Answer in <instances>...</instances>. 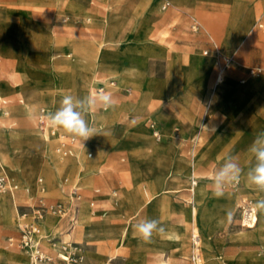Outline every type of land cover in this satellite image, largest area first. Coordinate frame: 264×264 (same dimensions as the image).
<instances>
[{
  "label": "rangeland",
  "instance_id": "obj_1",
  "mask_svg": "<svg viewBox=\"0 0 264 264\" xmlns=\"http://www.w3.org/2000/svg\"><path fill=\"white\" fill-rule=\"evenodd\" d=\"M151 1L72 0L75 15L67 12L66 4L67 9H60V0H0V100L9 102V116L0 112V123L7 129L10 120L15 122L7 133L10 139L3 136L13 153L5 172L16 186L11 193L0 191V197L8 200L15 216L17 211L20 215V223L13 226L0 219L1 242L23 256L19 233L22 225L33 223L38 200L69 207L70 188L76 184L80 200L72 235L66 236L71 234L66 218L54 214L44 216L42 227L46 238L58 236L76 243L84 255L83 264H159L160 251L171 264H194L190 259L192 230L199 235L197 264H264V210L253 207L264 198V192L246 179L254 164L249 147L264 132V90L256 87L264 84V4L254 7L256 0ZM166 2L169 6L164 8ZM106 12L111 13L114 26H109L107 16L103 18ZM259 22L263 27H258ZM45 32L50 37L41 47L34 39ZM29 42L34 43L28 46ZM130 48L140 54L147 50L143 60L138 54L133 63L137 68L134 82L125 75L130 64L125 51ZM30 50L51 57L58 72L55 82L47 66L26 60L25 52ZM111 52L114 58L108 57ZM227 56L232 58L231 68L224 71L230 89L239 90L250 83L243 92L226 93L215 105L212 93L220 86L221 82L215 85L216 77L222 57ZM252 66L262 68L260 76H248ZM95 67L98 70L93 73ZM78 71H82L79 77ZM93 75L95 79H91ZM108 78H114L115 84L99 93V83ZM78 84L86 88L88 96L107 94L115 104H130L116 112L103 106L91 110L96 132L83 142L82 170L75 157L57 153L59 137L72 134L50 123L42 128L35 123L39 107L53 105L55 112L65 95L75 97ZM154 87L175 88V94L181 96L172 95L161 104L158 101L163 97L156 95ZM204 88L211 94L209 100L199 96ZM152 102L159 111L170 114V125L156 123L155 111L147 107ZM24 104L36 108L27 113ZM151 124L164 129L160 139L154 137L153 129L149 131ZM124 139L144 140L149 146L139 151L114 147ZM228 156L237 159L243 173L234 188H226L225 195L216 198L211 178ZM68 168L72 176H65L60 183ZM89 169L93 174L84 177ZM79 170L82 174L77 176ZM168 171H173L172 176ZM175 171L184 178L176 184ZM165 179L170 189L151 200V194L161 187L157 180ZM198 180L204 181L203 192L197 191L196 184L192 186ZM58 186L64 196L53 191ZM95 189L99 190L98 206L109 214L92 221L88 200ZM113 189L117 190L115 205L109 199ZM245 202L252 209L250 217H255L250 227L241 219ZM126 204L129 213L127 209L122 212ZM46 218L48 231L44 230ZM141 219L158 220L164 231L143 241L133 228ZM100 221L105 229L113 227L119 233L101 230L89 236L93 222ZM93 250L98 253L97 261L90 253Z\"/></svg>",
  "mask_w": 264,
  "mask_h": 264
},
{
  "label": "built area",
  "instance_id": "obj_2",
  "mask_svg": "<svg viewBox=\"0 0 264 264\" xmlns=\"http://www.w3.org/2000/svg\"><path fill=\"white\" fill-rule=\"evenodd\" d=\"M169 6V3L166 2L164 8ZM262 25L259 24V27ZM232 63L231 57H222V63L220 65V73L224 72L226 69L230 67ZM262 72V68L260 67H252L248 69V76L256 77L260 75ZM219 77V75H218ZM244 82V80H241ZM114 84V80L111 79L107 82L108 87ZM107 86L102 85L101 88L98 89L99 93L105 92ZM6 102L0 100V112L6 116L7 112L3 110V105ZM49 110L46 107H41L36 116V125L39 128H42L47 121V115ZM153 135L156 139H160V132L157 129H153ZM77 141V137L74 136H60L57 143V151L62 157H69L72 155L73 145ZM91 154H88L90 157ZM192 185H195V182H192ZM237 184L233 186H229L227 188H234ZM16 188L10 183L9 177L5 171L0 172V191H9L10 193ZM114 194V193H113ZM70 198L71 205L70 207L64 206L61 202H56L54 204L45 205L42 200H38V205L33 207V221L29 225H22L20 230L18 246L22 250H27L34 247V253L31 255L32 259L37 264H83L84 263V255L82 254L81 249L78 245L70 240L63 241L60 237L54 236L52 238H46V247L47 251L41 247L40 243H37L34 239V234L38 232V226L36 224L37 221L44 218L46 214H54L60 217L61 219H65L68 222L67 232L72 231L76 227L77 214H78V204L77 202L80 200V194L78 192V188L72 186L70 188ZM93 202L90 203V206L93 207ZM249 203H244V215L246 216L247 222H244L245 227H250L255 223V217H250L252 209H250ZM235 223V222H233ZM198 240L199 235L195 230L191 232V244H192V253L190 256L191 261L194 264L198 263L199 253H198ZM12 241V239H10ZM58 244L59 246H56Z\"/></svg>",
  "mask_w": 264,
  "mask_h": 264
},
{
  "label": "clouds",
  "instance_id": "obj_3",
  "mask_svg": "<svg viewBox=\"0 0 264 264\" xmlns=\"http://www.w3.org/2000/svg\"><path fill=\"white\" fill-rule=\"evenodd\" d=\"M113 104L112 97L107 94L83 98L65 95L60 101V107L55 112H49L47 119L52 126L61 127L74 137L80 138L83 147V142L94 136L96 132L86 119L90 110L97 106L112 107ZM249 151L254 158V164L247 170L246 179L258 191L264 192V132L255 137ZM242 173L243 169L237 159L233 156L226 157L211 178L212 195L216 198L223 197L227 187L240 182ZM253 207L264 210V198L257 200ZM133 228L138 237L146 242L151 240L154 232L164 231L156 219H141L133 225Z\"/></svg>",
  "mask_w": 264,
  "mask_h": 264
},
{
  "label": "bare ground",
  "instance_id": "obj_4",
  "mask_svg": "<svg viewBox=\"0 0 264 264\" xmlns=\"http://www.w3.org/2000/svg\"><path fill=\"white\" fill-rule=\"evenodd\" d=\"M61 3L63 4H66L67 5V8L70 10V11H73L72 8H73V3H72V0H60ZM62 22V21H61ZM59 22V23H61ZM62 24V23H61ZM43 35L42 33H38L34 39L35 42H40V36ZM46 36V35H45ZM44 37V36H43ZM49 38V37H48ZM42 40V39H41ZM46 40V39H45ZM122 41V40H121ZM45 42V41H44ZM43 42V43H44ZM32 43L34 42H29L28 43V46H30ZM41 43V42H40ZM48 44V43H47ZM49 45V44H48ZM118 46V45H117ZM41 47H42V43H41ZM44 48V47H43ZM45 49V48H44ZM40 51H41V48H40ZM45 51V50H44ZM126 53V59L128 60V62L130 63L129 64V67L127 69H125V72H126V80H130V81H133L134 82V74H135V71H136V66L133 64L135 62V59H136V56L138 54H140L139 50L138 49H134V48H130L128 49L127 51H125ZM25 58L26 60L29 62V61H35L36 63L37 62H40L42 63L43 65L47 66L48 67V70L49 72L51 73L52 75V78H53V81L55 82L57 79H58V72H57V69H56V65L53 63L52 59L50 56H43V55H38L36 52L34 51H26L25 52ZM40 63H37V64H40ZM98 69L95 67L94 68V72L93 73H96ZM91 72V73H92ZM82 74V71H78L77 73V77L81 76ZM222 74H224V72H222ZM221 78V77H219ZM91 79H95L94 75L91 76ZM222 79V78H221ZM115 84V82H114ZM113 84V85H114ZM112 85V86H113ZM138 87L143 90L145 89L144 87H142L141 85ZM257 88L259 89H262L264 90V84L263 85H257L256 86ZM86 89V88H85ZM84 89V86L78 84L76 85V88H75V97L77 98H83L85 96H88V93L86 92V90ZM233 90V91H231ZM202 92V91H201ZM200 92V93H201ZM228 92H233V93H239V92H243V90H234V89H230V84L229 82L226 80V76L224 75V79L222 80V82L220 83V86L218 87L217 91H215L214 93H212V96H215V95H219V102L222 98V96H224L226 93ZM205 96H207V100L210 99L211 97V94L209 92V90H205V92L203 93ZM185 97V96H184ZM0 98H1V90H0ZM148 103V101H147ZM212 109H210L211 111ZM209 111V113H210ZM50 112V111H49ZM206 114V117L204 118V121H206L208 119V114ZM94 115L92 114L91 110H90V115H89V122H90V125L92 126L93 124V121H94ZM1 120V119H0ZM2 122V121H1ZM0 170L2 171H6L5 170V164H8L9 161L11 160L12 158V149H9L8 146H7V143L5 141V137L3 136L4 134H7L10 130H9V127H7L6 129V125L5 123H0ZM49 122L47 121V123L44 125V127L48 126ZM156 126L154 124H151L150 125V128H151V131L152 129H154ZM8 135V134H7ZM8 138L10 139V136L8 135ZM83 150V147L82 145L77 142L76 144L73 145V151H72V155L70 157H75V160H77V163H78V166L79 168L82 170L84 167H85V162L84 160L81 159V152ZM58 153V151H57ZM59 154V153H58ZM88 154V153H87ZM86 154V156H87ZM194 168V167H193ZM196 168V167H195ZM92 169V168H91ZM91 169L87 170L86 171V174L84 175V177L86 176H90L92 175V171ZM173 169V168H172ZM81 170H79V172L77 173V176L81 175ZM193 170V169H192ZM176 172V176H175V179L173 181L174 184L176 183H179L181 181V179H184L182 177L179 176L178 174V171H175ZM167 173H170V176H172V173L173 171H168ZM160 183V189L157 190L156 192L152 193L151 196H150V199L151 200H154L157 198L158 195H161V194H165L166 191L168 189H170L171 185L167 184L166 182V179L163 180V181H159L157 180L156 182V185H158ZM204 183L203 180H198V181H195V184H196V187L195 188H198V192H203V190L205 188L204 185L202 186V184ZM76 185V184H75ZM77 186V185H76ZM74 186V187H76ZM193 186V185H192ZM16 188V186H15ZM77 188V187H76ZM193 188V190L195 189ZM16 190V189H15ZM14 192V191H13ZM15 196V195H14ZM71 199V198H70ZM12 201V199H11ZM150 202V201H149ZM71 205V204H70ZM70 207V206H69ZM0 219L4 222V223H7L11 226L14 225V219H15V224H18L20 223V215L18 214V211H17V214H16V218H15V215L14 213L12 212V210H10L9 208V203H8V200H6L5 198L3 197H0ZM241 219L243 221H247L246 220V216L244 215V212L242 213L241 215ZM44 218L37 221L36 224L38 226V232L36 234H34V239L37 243H40L42 244V246H46V236L43 235V227H42V222H43ZM34 223V221H33ZM73 231V230H72ZM71 233V232H70ZM66 236H68V234H66ZM71 236V234H70ZM24 254L28 257V259L22 257V255L13 250V249H9L7 247H5L2 242H1V239H0V264H37L33 259H32V254L34 253V247L30 248V249H27V250H23ZM199 261V260H198ZM159 264H171L168 260L165 259V254L160 251L159 252V260H158Z\"/></svg>",
  "mask_w": 264,
  "mask_h": 264
},
{
  "label": "crops",
  "instance_id": "obj_5",
  "mask_svg": "<svg viewBox=\"0 0 264 264\" xmlns=\"http://www.w3.org/2000/svg\"><path fill=\"white\" fill-rule=\"evenodd\" d=\"M155 1V0H154ZM154 1H151L150 3H152V2H154ZM262 4H264V0H256L255 2H254V4H253V6L254 7H259L260 5H262ZM59 5H60V9H67L66 8V6L63 4V3H59ZM57 9H58V7H57ZM82 9H85L86 10V8H85V6L82 4ZM68 11V13H72V14H75V15H78L76 12H73V11H70L69 9H67ZM86 11H88V10H86ZM105 16H107L108 17V23H109V26H114L113 24H111V13H109V12H106L105 13V15L103 16V18L105 17ZM64 19H67V18H64ZM56 22H60L59 20H56ZM259 24H261L262 26L261 27H263V23L262 22H259L257 25H258V27H259ZM261 27H259V28H261ZM46 35V36H45ZM44 36V37H43ZM41 38H40V42L43 44V42L44 41H46L45 39H48V37H50V35L48 34V33H44L43 35H41L40 36ZM257 37V39H258V36H256ZM42 39V40H41ZM259 40V39H258ZM35 42V41H34ZM40 42H37V43H39V44H41ZM66 45V44H65ZM75 46H78V45H75ZM238 46H239V44L237 45V47H236V49L238 48ZM68 47V46H67ZM68 49H69V47H68ZM84 49H87V48H84ZM235 49V50H236ZM89 52H91L92 54H93V51H91L90 49H87ZM147 52V50H141V56H140V59H142L143 60V54L144 53H146ZM115 55V53L114 52H111V53H109V55H108V57L109 58H114L113 56ZM228 57V56H227ZM105 60V59H104ZM142 60H141V63H142ZM105 61H109V60H105ZM109 62H114V60L112 61V60H110ZM232 65V64H231ZM231 65H230V67L228 68V69H226L225 71H227V70H229L230 68H231ZM252 67H259V66H252ZM252 67H250V68H252ZM218 75H219V77H221V78H219L218 77ZM261 75V74H260ZM260 75H258V76H260ZM258 76H256V77H258ZM120 78H121V82L123 81L122 80V77L120 76ZM253 78H255V77H253ZM252 78V79H253ZM111 79H113L114 80V78H108L106 81L108 82L109 80H111ZM224 79V74H222V73H218L217 74V77H216V82H215V85H216V83L218 82H222V80ZM106 81H104L105 83H106ZM228 81V80H227ZM104 82H101V84L99 83V82H96V83H99V86H102V85H104V86H107V88H108V85H107V83L105 84ZM229 82V81H228ZM95 83V84H96ZM120 83V81H118V84ZM249 83L250 82H248V84L244 87V88H246L248 85H249ZM94 84V85H95ZM128 84V83H127ZM230 84V83H229ZM126 85V84H125ZM183 85H184V77H183V75H181L180 74V86L181 87H183ZM175 88H176V85H175ZM175 88H172V89H166V90H163V89H160L159 87H154V88H151L152 90H154L155 91V93H156V95L157 96H159V97H163V98H161L159 101H158V103H165V101H166V99H168L170 96H172V95H176V96H181V94H175ZM244 88H241V89H244ZM234 89V88H233ZM241 89H239V90H241ZM250 89V88H249ZM205 90H207L206 88H204L203 90H201L200 92H199V96L201 97V98H204V97H206L207 98V96H205L203 93L205 92ZM234 90H237V89H234ZM231 91H233V90H231ZM238 91V90H237ZM188 92H189V90L187 89V87L185 86V95H187V97H188ZM247 94H253V93H251V92H246ZM213 97V100L215 101L214 102V104L216 105V104H219V95L217 94V95H215V96H212ZM211 98V97H210ZM4 101V100H3ZM6 102V104L5 105H3V110L4 111H6L7 112V115L5 116V117H7V116H9V110H8V107H9V102L8 101H5ZM18 103L19 104H23V100H19L18 101ZM25 105V107H26V111H27V113H30L32 110H34L35 108H33V107H31V106H29V105H27V104H24ZM214 105V106H215ZM130 106V104L129 103H127V102H122V103H120V104H115L114 103V105L112 106V108H113V111L114 112H116V111H118L119 109H122V108H128ZM213 106V107H214ZM31 107V108H30ZM41 107H43V106H41ZM41 107H39L38 108V111H37V114H38V112H39V109L41 108ZM148 108H150L152 111H155L154 112V114H152L155 118H156V123H160V122H165V123H167V124H171V122H172V120H173V118L170 116V114L169 113H167V112H165V111H159L158 110V105H154V103L152 102L149 106H147ZM212 107V108H213ZM52 108H53V105H51V107H48V110L50 111V112H52ZM212 108H210V109H212ZM207 113H208V111H207ZM206 113V114H207ZM37 114H36V116H37ZM112 117V119H113V117L114 116H111ZM10 120V119H9ZM47 121H48V119H47ZM47 121H46V123H47ZM35 123H36V121H35ZM156 127H155V129H157L159 132H160V134H161V132L162 131H164V129H162L161 130V128L157 125V124H154ZM13 126H15V122H13V121H9L8 122V125H7V127H9V128H11V127H13ZM37 126V125H36ZM47 127V126H46ZM103 129V127L102 126H98V130H102ZM149 131L151 132V130L149 129ZM70 136H73V135H70ZM78 142V137H77V141L74 143V144H76ZM58 143V142H57ZM80 144H81V142H80ZM126 147L127 149H128V151L129 150H135V151H139V150H142V149H144V148H146V147H148L149 146V143L148 142H146V141H144V140H137V141H132V140H123V141H118L116 144H115V146L114 147ZM86 147V146H85ZM84 147V148H85ZM84 148H83V150H84ZM88 154H91V153H88ZM88 154H87V157H88ZM91 156H92V154H91ZM90 156V157H91ZM46 170H48V172L50 173V169H46ZM65 176H72V170L70 169V168H68V169H66V170H64L63 172H62V174H61V178L59 179V182L61 183V180L65 177ZM59 185V184H58ZM75 186V185H74ZM60 188V186H58L57 188H53V191L56 193V194H58V195H61V196H64V194L62 193V191L59 189ZM114 193V194H113ZM99 196V190L98 189H95L94 191H93V197H91V198H89V200H88V204H89V208H90V210L92 211V221H93V217H99V218H101V219H103V218H106L107 216H108V214H109V211L108 210H106V209H103V208H101V207H99L98 206V203H97V197ZM109 199L111 200V203H112V205H115L116 204V202H117V190H112L111 192H110V195H109ZM91 202H93L94 204H93V207H91L90 206V203ZM128 210V212H127V210ZM96 212H98L99 213V215H97L96 214ZM122 212H127V213H129L130 212V207L126 204V205H124V207H123V209H122ZM16 214H17V212H16ZM96 214V215H95ZM15 218H16V216H15ZM77 218H78V215H77ZM230 221H231V219H230ZM126 222V221H125ZM14 224H15V219H14ZM125 224V223H124ZM232 224H235V223H233L232 222ZM48 226H49V220H48V218H46V223H45V225H44V230L45 231H48ZM124 226V225H123ZM81 227V226H80ZM115 231V229L113 228V227H110L109 229H105L104 227H103V225H102V222L100 221V222H93V226L88 230V234H89V236L90 235H94V234H96V233H98V232H100V231ZM121 230V229H120ZM116 233H119V229H117L116 231H115ZM71 235H72V232H71ZM68 236H70V234H68ZM117 238V237H116ZM47 251V250H46ZM114 252V251H113ZM91 254H92V256L94 257V260L95 261H97V259H96V257H95V255L96 254H98L96 251H91L90 252ZM23 254V256L22 257H24V258H27L28 259V257L24 254V253H22ZM119 258H120V255H119ZM118 258V259H119ZM134 258V257H133ZM132 258V259H133ZM131 259V260H132Z\"/></svg>",
  "mask_w": 264,
  "mask_h": 264
}]
</instances>
